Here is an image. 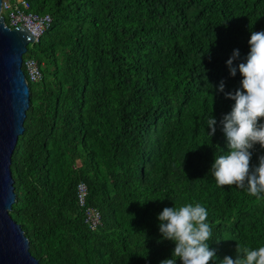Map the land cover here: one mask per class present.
<instances>
[{"label": "trees", "instance_id": "obj_1", "mask_svg": "<svg viewBox=\"0 0 264 264\" xmlns=\"http://www.w3.org/2000/svg\"><path fill=\"white\" fill-rule=\"evenodd\" d=\"M24 1L51 18L23 56L29 107L10 165L9 215L31 256L39 264H159L175 244L162 239L158 214L196 203L212 228L208 264L236 258V246H264V199L218 186L209 172L227 151L219 121L234 104L217 87H240L226 61L239 49L233 64L242 62L251 31L264 30V0ZM28 60L38 83L28 79ZM259 155L257 144L252 164ZM88 208L100 215L94 231L84 224Z\"/></svg>", "mask_w": 264, "mask_h": 264}, {"label": "clouds", "instance_id": "obj_2", "mask_svg": "<svg viewBox=\"0 0 264 264\" xmlns=\"http://www.w3.org/2000/svg\"><path fill=\"white\" fill-rule=\"evenodd\" d=\"M248 45L249 51L242 62L233 64L240 58L239 49H234L226 61L230 76L239 71L240 87L225 92L223 81L217 87L234 104L219 121L227 151L214 158L209 172L218 186L234 185L261 200L264 199V155L257 157L256 164L251 159L255 145L264 149V30L251 31ZM206 124L210 142L217 124L211 112ZM207 216L206 208L199 203L165 207L157 216L158 228L162 239L174 242L175 247L172 258L159 264H176L177 258L182 264H208L214 260L215 249H210L208 243L212 240V228ZM235 251L236 258L225 256L220 264H264V246L256 249L236 246Z\"/></svg>", "mask_w": 264, "mask_h": 264}, {"label": "water", "instance_id": "obj_3", "mask_svg": "<svg viewBox=\"0 0 264 264\" xmlns=\"http://www.w3.org/2000/svg\"><path fill=\"white\" fill-rule=\"evenodd\" d=\"M34 42L24 28L10 29L0 13V264H39L29 252L22 229L9 215L15 201L11 157L24 131L30 96L22 62L27 46Z\"/></svg>", "mask_w": 264, "mask_h": 264}, {"label": "built area", "instance_id": "obj_4", "mask_svg": "<svg viewBox=\"0 0 264 264\" xmlns=\"http://www.w3.org/2000/svg\"><path fill=\"white\" fill-rule=\"evenodd\" d=\"M28 10L29 5L24 0H14V2L2 0L0 13L6 17V25L10 29L22 27L37 42L44 31L49 28L51 18L48 15H35ZM24 66L28 79L33 83H38L42 75L37 63L34 60H28ZM85 195V186L80 184L77 188V201L80 207L85 204ZM84 216V224L89 230L94 231L100 225V215L94 209H86Z\"/></svg>", "mask_w": 264, "mask_h": 264}, {"label": "rangeland", "instance_id": "obj_5", "mask_svg": "<svg viewBox=\"0 0 264 264\" xmlns=\"http://www.w3.org/2000/svg\"><path fill=\"white\" fill-rule=\"evenodd\" d=\"M5 1H8V2H13L14 0H5ZM2 16H4V14L2 13L1 14ZM24 58V57H23ZM26 59V57L24 58V60Z\"/></svg>", "mask_w": 264, "mask_h": 264}]
</instances>
